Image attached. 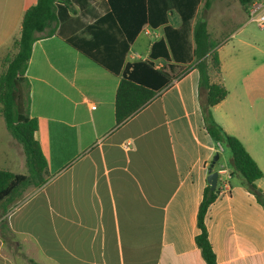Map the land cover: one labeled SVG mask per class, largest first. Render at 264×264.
<instances>
[{
  "label": "crops",
  "instance_id": "0c3cea01",
  "mask_svg": "<svg viewBox=\"0 0 264 264\" xmlns=\"http://www.w3.org/2000/svg\"><path fill=\"white\" fill-rule=\"evenodd\" d=\"M36 1L0 0V54ZM174 1L56 3V32L33 43L26 70L45 182L0 206V264H206L195 237L216 153L218 166L230 173L229 191L218 194L204 220L217 262L264 264V208L227 167L230 151L205 129L192 27L201 17L219 41L228 95L211 114L256 162L262 171L256 185L264 191L263 43L240 37L250 22L238 0L245 21L232 31L212 23L228 3L213 7L209 0L204 7L198 0L184 23ZM193 2L186 0L183 13ZM162 14L165 22L150 25V15ZM167 26L182 29L174 43L183 45L184 59L150 56ZM137 61L161 68L169 81L116 125V91L124 69ZM7 143L8 153L14 151L15 142Z\"/></svg>",
  "mask_w": 264,
  "mask_h": 264
},
{
  "label": "trees",
  "instance_id": "16d2710c",
  "mask_svg": "<svg viewBox=\"0 0 264 264\" xmlns=\"http://www.w3.org/2000/svg\"><path fill=\"white\" fill-rule=\"evenodd\" d=\"M59 1L68 0H37L35 4L28 7L23 12L17 34L9 41L0 60V116L12 138L21 145L27 167L26 173L0 169V206L5 201L12 203L19 199L29 187H40L45 182L44 174L47 163L39 142L35 138L37 120L31 117L29 112L30 85L26 70L33 43L39 37L51 36L56 32V3ZM238 1L240 6L247 11L255 0ZM185 2L186 0H175L173 3L175 8L182 12V21L188 23L194 16L198 0H194L188 12L183 13ZM204 7H209V0H205ZM165 21V14L157 18L153 15L149 16V23L152 26ZM183 36L182 29L167 26L165 39L152 44L150 56L152 58L184 59L183 45L178 46L174 43ZM192 38L194 67L199 73V87L205 91L203 115L206 132L230 151L233 172L244 179L248 189L264 208V191L256 185V181L262 177V171L242 142L237 137L228 134L211 114V107L228 95L217 50L219 41L212 37L207 22L199 16L192 27ZM90 56L97 59L92 54ZM104 65L107 66L105 63ZM112 71L118 73L115 69ZM168 81V74L161 68H155L150 62L137 61L127 65L115 96L116 125L122 124L142 108L154 96L155 91L165 86ZM218 163L219 159L214 167L218 166ZM219 193V182L214 190H211L208 185L198 208L197 225L200 231L195 241L206 264H218L204 220L208 208Z\"/></svg>",
  "mask_w": 264,
  "mask_h": 264
},
{
  "label": "rangeland",
  "instance_id": "374dc122",
  "mask_svg": "<svg viewBox=\"0 0 264 264\" xmlns=\"http://www.w3.org/2000/svg\"><path fill=\"white\" fill-rule=\"evenodd\" d=\"M211 1L213 7L224 6L225 3L229 4V7H227L226 10L222 12L219 10H215V12L213 13L212 23L215 27L226 31H232L238 25L242 24L245 21V18H240L242 16V11L236 0ZM227 18L229 19V21L223 24V21ZM240 37L246 41H250L251 43H263L262 45H260V47L264 50V28H259L255 23L250 22L249 24H247V27L240 35ZM233 42H235L234 44L236 45V41ZM228 48L232 49V43ZM242 48L243 47H240L239 51H242ZM5 51L6 49L3 51V54ZM3 54H0V60ZM259 56L263 57V55L258 53V57ZM2 124H4V120L0 116V169H7L15 173H26L27 167L22 147L17 141L12 138L5 125L4 127H2ZM11 139L15 142V150L8 153L7 142ZM16 150H19V153ZM8 157L10 159H8ZM8 162H10V164H8ZM227 164L226 165L229 169H233L231 164ZM16 201H18V199L13 201V203H15Z\"/></svg>",
  "mask_w": 264,
  "mask_h": 264
},
{
  "label": "built area",
  "instance_id": "2783aa9c",
  "mask_svg": "<svg viewBox=\"0 0 264 264\" xmlns=\"http://www.w3.org/2000/svg\"><path fill=\"white\" fill-rule=\"evenodd\" d=\"M248 21L255 23L259 28H264V0H255L252 2L248 8ZM219 147L221 149L220 144ZM217 172L220 193H226L230 189V173L222 166H219Z\"/></svg>",
  "mask_w": 264,
  "mask_h": 264
},
{
  "label": "water",
  "instance_id": "95a60500",
  "mask_svg": "<svg viewBox=\"0 0 264 264\" xmlns=\"http://www.w3.org/2000/svg\"><path fill=\"white\" fill-rule=\"evenodd\" d=\"M218 158H219V154L216 153L212 159V162L210 163L209 168H208L207 182H208L211 190H214L216 188L217 182H218V172H217V170H213V167H214L215 163L217 162Z\"/></svg>",
  "mask_w": 264,
  "mask_h": 264
}]
</instances>
